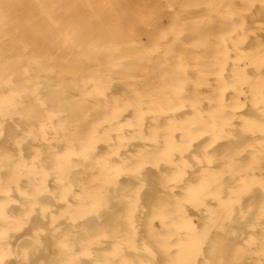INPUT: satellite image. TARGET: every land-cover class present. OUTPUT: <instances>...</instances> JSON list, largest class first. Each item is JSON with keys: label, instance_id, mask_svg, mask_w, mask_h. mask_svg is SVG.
Returning a JSON list of instances; mask_svg holds the SVG:
<instances>
[{"label": "bare ground", "instance_id": "obj_1", "mask_svg": "<svg viewBox=\"0 0 264 264\" xmlns=\"http://www.w3.org/2000/svg\"><path fill=\"white\" fill-rule=\"evenodd\" d=\"M28 1L24 23L50 20L42 0ZM187 7L197 10L183 20L225 23L214 41L181 38L174 22L143 49L178 48L161 58L149 90L137 84L148 69L127 70L119 78L132 84L118 94L100 86L116 78L99 67L121 72L124 56L56 67L54 55L42 59L23 40L3 45L10 14L0 8V263L11 249L25 264L28 244L50 251L44 264H264V0ZM60 33L62 63L73 51L115 45ZM144 60L136 67H149ZM186 81L194 99L181 89ZM147 176L155 198L138 209L140 191L154 184ZM116 205L123 209L113 213ZM211 233L229 243L203 246Z\"/></svg>", "mask_w": 264, "mask_h": 264}, {"label": "rangeland", "instance_id": "obj_2", "mask_svg": "<svg viewBox=\"0 0 264 264\" xmlns=\"http://www.w3.org/2000/svg\"><path fill=\"white\" fill-rule=\"evenodd\" d=\"M201 1H205V0H176V1L175 0H87L86 3H84L82 0H42L43 7L45 6L44 8L49 13L50 20H46L43 17H40L38 19L36 17L37 19L35 21L24 23L22 21L24 20L23 16L28 10H29L28 12H32L34 10L33 4L28 0H1L0 8L5 12L8 11L10 14V18H8V22L7 20H5L4 29L8 30V34H10L11 39H9L8 41H5L3 45L12 46L13 49H16L20 47L17 44V40H23L24 41L23 44L28 49H30L32 53H38V54L40 53L42 56V59H48L49 57L53 59L55 56L53 60H57L59 64L55 63L54 61L55 64L53 65L56 67H61L62 65L63 67H67L68 71L76 70V68L80 67L81 64L83 66L84 64L83 61L85 60H86L85 65L89 64L90 62L92 63L101 62L104 56H106L107 51L108 52L111 51L110 53L112 54V58L122 59L124 56L123 60L125 64L123 66L126 65L125 67L126 70L123 69L121 70V72H120V69L111 71V69L105 63H100L99 69L103 70L105 72V75L107 73L108 75H110L109 77L116 78L114 80L112 79L113 81L111 83L108 82L110 83L109 85L104 80L100 81L99 84L100 86L104 87L103 90L106 93L118 94L117 92L120 88L122 87L126 88L127 86L132 84L129 82V81H132L130 76L129 78L123 77V79H120L119 76L121 74L126 73L128 70L127 74H130L131 76H134V75L137 76V74H141V71L145 75V72L148 69V71L146 72L148 76L144 77L145 78L144 81L142 80L141 82H137V84L139 83L138 86H141V87L143 86V88H145L146 90L147 84L151 81H154L152 77L154 76L155 72L161 69V66H162L160 64L161 58L163 56H166L168 52L175 50L177 48V47L176 48L173 47V49L171 48V50L169 51H161V50L150 51L148 54L151 55V57H149V55L147 56V54L143 51L144 47L153 48L152 46H155L154 45L155 42L164 40V36L166 35L165 31H164L165 35H162L163 34L162 30L164 28L170 27V26L174 27L173 25L174 22H178V24L181 25V28L179 30L180 32L179 37L192 38L194 43H201L204 41H208L206 42L207 44L214 41V38L211 37L210 35H212L216 31L222 30L225 23L220 22L221 20L219 21L208 20V21L197 22V21L182 19L186 11L192 12L194 10L195 11L197 10V9L186 10V8H188L187 6H190V4L200 3ZM209 1H214V0H209ZM160 12L161 14H159ZM173 12H178L179 15L177 16L178 17L182 16V17L175 19V17H173V14H172ZM155 14L157 15V17L153 21L149 22L147 20L148 16L155 15ZM119 17H121L122 19ZM93 22L95 23L93 24ZM16 23H19V25L15 27ZM138 28L143 29L142 30L143 32H141V30H139ZM214 28H217L218 30ZM60 31L62 32V34H65V35H67V33L69 34L70 36L69 41L73 40V41H78L82 43L87 42V41L89 42L91 40L95 42L109 41L110 43L112 42L113 44H115L114 45L115 47L114 46L113 48L108 47L103 50H99L97 52L93 50H91L90 52L89 51L90 49H88V47H85L86 49L82 48L83 50L73 51L68 56H65L66 58L64 60L65 62L62 63L60 62L61 59L57 55L58 53L60 55L61 54L60 52L62 51L61 50L59 52L60 48H58V47H61V44L59 43V40H60L59 37L61 36ZM84 31L86 33H84ZM193 33H194V36H193ZM138 37L139 39H137ZM121 42H125V44L120 45ZM117 45H120V46H117ZM204 48H207V47H204ZM86 50H87L86 52L87 54L84 52ZM92 53L94 56L92 55ZM170 53L168 54L169 56H170ZM57 58H59V60ZM138 58H141V60L145 59L144 60L145 62L143 64L144 65L148 64L149 67H147V65L146 66L140 65L141 68L140 66L136 67L137 66L136 61ZM147 58L150 59V63L148 62ZM75 59L77 60V62L75 61ZM72 61L73 62L75 61L74 62L75 64ZM133 61L135 62L136 65L133 63ZM71 62L72 64L70 65ZM155 66L157 67L156 69H155ZM144 70L146 71L143 72ZM146 80L148 83L146 82ZM142 82H144L145 84H143ZM172 84L175 85L176 84L175 81ZM182 86H181L182 87L181 89L182 91H184V93H187L186 95L190 97L188 98L194 99V94L192 93L190 94V89L188 90V88L191 87L190 83L186 81ZM116 88H117V91H115ZM155 89H157V87ZM147 90L149 89L147 88ZM125 95L127 94L125 93L124 96ZM165 96L169 97L168 93H164L163 95H158V97H165ZM170 96L176 97L174 94L173 95L171 94ZM186 97L187 96H185L182 99H186ZM147 178L149 182L151 181L150 183L154 182L153 180H149L148 176ZM150 178L152 179V177ZM154 189H155V182L152 185L148 184L146 188L145 187L142 188V190L140 191V197H137L138 201L135 202V205L136 207H138V209L140 208L139 207L140 204L148 205L155 198ZM136 203H138V206ZM122 209H123L122 205H116L111 210L113 211V213H115ZM138 209H137V213L139 211ZM138 231L139 233H141L142 236H144L143 230L138 229ZM139 233L133 234L132 235L134 236L133 238L139 239L137 236L139 235ZM214 234L211 233V238L212 236L213 238L212 239L208 238L207 239L208 241L205 240L202 243V245L204 244L205 246L206 245L209 246V245L214 244V241L217 240L216 245L214 244L216 246L215 249L218 248V250L221 251V248H224L227 242L229 243V240L226 237L222 238L224 237L222 235L215 234V236L217 235L215 237ZM219 238L220 240H222V243H219L220 242ZM27 245L28 244H23V247L25 248L28 247L26 248V251L28 252L29 255L27 257V255L25 254L26 256L24 255L23 257L24 260H27L25 261L26 263L27 262L31 263L33 260L40 264H44V261L45 262L52 261V258H50L49 256L50 251L48 249L45 251H40V250L38 251L35 249L36 246L34 245L27 246ZM219 245L222 247H220ZM13 255L14 254L12 253L11 249H9L8 254L4 257V259L6 260L4 259L3 260L7 261V263L9 264L10 263L9 259L13 258V260L12 259L10 260L13 264H23L22 259H21L22 256L20 255V253L17 255L18 257L17 256L15 257ZM58 256L59 258L57 257L53 259L54 262L56 263H59L62 260L61 258L62 256L59 254ZM4 261H2V263L0 264H3Z\"/></svg>", "mask_w": 264, "mask_h": 264}]
</instances>
